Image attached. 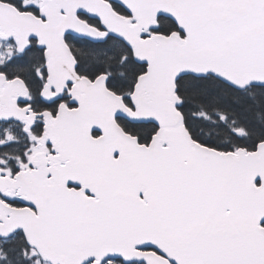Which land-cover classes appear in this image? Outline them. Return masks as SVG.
Here are the masks:
<instances>
[{"label": "snow or ice", "instance_id": "snow-or-ice-1", "mask_svg": "<svg viewBox=\"0 0 264 264\" xmlns=\"http://www.w3.org/2000/svg\"><path fill=\"white\" fill-rule=\"evenodd\" d=\"M0 264H264V0H0Z\"/></svg>", "mask_w": 264, "mask_h": 264}]
</instances>
